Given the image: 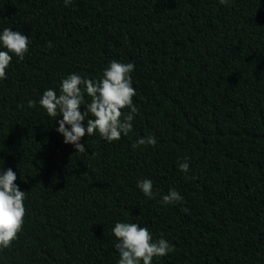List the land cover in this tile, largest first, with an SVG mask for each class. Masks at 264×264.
I'll use <instances>...</instances> for the list:
<instances>
[{
    "label": "trees",
    "instance_id": "trees-1",
    "mask_svg": "<svg viewBox=\"0 0 264 264\" xmlns=\"http://www.w3.org/2000/svg\"><path fill=\"white\" fill-rule=\"evenodd\" d=\"M4 28L31 43L0 79V170L26 193L0 264H118L117 222L174 245L152 264H264V0H0ZM112 60L135 65L133 129L75 153L39 99ZM171 188L183 202L161 204Z\"/></svg>",
    "mask_w": 264,
    "mask_h": 264
},
{
    "label": "clouds",
    "instance_id": "clouds-1",
    "mask_svg": "<svg viewBox=\"0 0 264 264\" xmlns=\"http://www.w3.org/2000/svg\"><path fill=\"white\" fill-rule=\"evenodd\" d=\"M221 5H227L228 0H219ZM65 6H70L71 0H64ZM31 43L28 36L11 28H4L0 32V46L6 51H0V79H6V69L10 65L13 55L23 60ZM49 42V47H51ZM135 65L120 63L116 60L109 62L103 70L102 77L96 81L82 78L72 73L60 83V93L54 89H47L39 99V105L46 110L50 118L62 115L58 121L56 131L64 137L63 143L73 145L75 153H84L86 148L80 143L86 134L92 136L96 132L107 142L118 141L121 135L127 136L133 129V120L138 109L133 103L136 91L132 86L131 72ZM90 97L86 110L82 113L80 107L84 104V94ZM35 102L28 101V107H34ZM23 107V105H20ZM123 109H129L124 114ZM89 115L92 118H88ZM86 120V127L84 121ZM66 125L68 127H66ZM157 144L155 136L148 135L140 138L132 145L133 149L144 145ZM179 170L187 173L189 164L179 163ZM16 173L12 168L0 170V249L9 248L18 233L22 231L26 209L25 191L20 190L15 183ZM137 187L149 199H155L153 184L150 179L137 182ZM183 196L175 189H169L159 201L163 205L180 204ZM187 211V209H183ZM112 235L118 241L115 249L119 253L118 264H152L153 258H161L175 250L166 239L154 240L146 227L137 223L117 222L112 229Z\"/></svg>",
    "mask_w": 264,
    "mask_h": 264
}]
</instances>
